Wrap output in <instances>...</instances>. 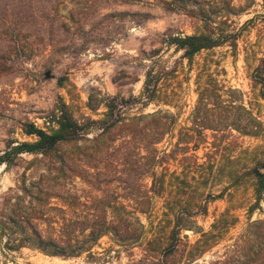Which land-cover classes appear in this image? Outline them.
Segmentation results:
<instances>
[{
  "label": "rangeland",
  "instance_id": "1",
  "mask_svg": "<svg viewBox=\"0 0 264 264\" xmlns=\"http://www.w3.org/2000/svg\"><path fill=\"white\" fill-rule=\"evenodd\" d=\"M8 1L15 31L2 34L0 21V155L35 139L28 123L57 127L64 104L87 128L51 154L0 165V264H246L247 245L261 251L264 191L250 208L255 169L264 173V0ZM209 31L224 44L192 61L169 43ZM148 71L159 77L157 98L102 134L92 121L105 117L106 100L142 96ZM156 111L167 113L166 132L147 157ZM104 215L120 227L94 243L80 236L91 252L37 247L38 234L64 246L66 231Z\"/></svg>",
  "mask_w": 264,
  "mask_h": 264
},
{
  "label": "trees",
  "instance_id": "2",
  "mask_svg": "<svg viewBox=\"0 0 264 264\" xmlns=\"http://www.w3.org/2000/svg\"><path fill=\"white\" fill-rule=\"evenodd\" d=\"M7 1L8 0H0V21L4 27V32L1 33L5 35H9L10 33H13L15 31V27H13L14 23L12 24V19H10L9 17L10 13H8V8L10 5H12V3L8 4ZM20 1L23 0L17 1L16 5ZM24 2L26 4V0ZM225 40L226 37H224L223 35L218 36L212 33V31H209V33L173 36L169 39V43L175 45L177 49L183 50V57L187 58L189 61H192L193 57L200 51L224 44ZM256 71L257 73H259V78H261L264 83V59L256 68ZM158 80V76L154 75L152 71H148L142 96H140L139 98L135 96L124 98L122 96L115 95L108 98L105 102V106L107 108L105 117L98 121L92 122L100 126L102 134H106L117 125L126 123L125 111L128 108L136 105L140 99L152 101L157 98ZM202 90L203 91H201L200 103L202 105H206L207 100H209V97L206 93V87H203ZM215 101H217V99ZM213 104L220 105L221 103L217 102ZM166 115L167 113H164L162 111H156L147 115L158 124L151 135H146L148 136L146 137V140L144 139V134H142L140 137L143 138L144 136L143 140L145 141V143L142 147L147 152V157L150 153L152 154L158 152V149L155 147V145L160 142L162 136L166 132L165 125H162L161 123V120L164 119ZM55 117L57 127H53L50 131L39 128L34 123H28L24 129L25 133L29 136L35 137V139L32 141L20 142L16 145H10L8 150L0 155V165L4 163H6L7 165H12L15 158L23 153L42 155L51 154L59 146L78 141L86 133L85 131L87 126L80 124L77 120H75V118L66 109L65 104L60 108V114L57 116L55 115ZM236 122H239L238 124H241V120L239 121L238 117L236 119ZM126 126H128L126 133L127 135H130V140L136 139L139 136L140 132L134 129V127H132L131 125ZM246 126L248 125H244L245 128H247ZM151 158L153 162H158V157H156L155 154H153ZM148 172H150L151 176L153 177V180L155 181L154 184L156 186L158 177L156 175V172L154 171V167H150ZM255 176L257 178V201L254 205L251 206L250 211H253V209L256 208L258 202L261 201V194L264 191V173L259 168H256ZM98 202L103 205V207H101L103 211L106 209V207H108L109 202H106L105 199L101 198ZM80 223L83 224V226L78 227L79 232H76L73 228L70 231H66L68 233L66 235L64 246H62V244L55 239L44 240L42 236L38 234L37 247L51 256H76L83 253L84 251L91 252V247L84 248L82 246L84 242L79 241L80 236L84 237L82 239L83 241H91L92 243H94L102 235L112 230L113 227L116 229L120 227V225L113 226L112 224L108 223L107 217L105 215L103 216L102 222H92V220L87 219L86 222L82 221ZM256 224L259 227H263L264 221H259ZM176 227L178 231L183 228L179 223H177ZM86 231H88L89 233L86 234ZM262 231H264V229H262ZM258 246H262L261 251H257L254 253L251 251L253 249V246L247 245V248L245 247L246 249L243 255L246 257V264H251L253 261H256V258H259V264H264V245Z\"/></svg>",
  "mask_w": 264,
  "mask_h": 264
}]
</instances>
